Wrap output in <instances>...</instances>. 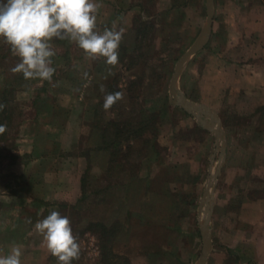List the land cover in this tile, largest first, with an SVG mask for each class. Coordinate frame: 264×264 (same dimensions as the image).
<instances>
[{
  "label": "rangeland",
  "instance_id": "obj_1",
  "mask_svg": "<svg viewBox=\"0 0 264 264\" xmlns=\"http://www.w3.org/2000/svg\"><path fill=\"white\" fill-rule=\"evenodd\" d=\"M94 2L101 5L97 30L123 31L114 67L103 57L88 58L75 42L56 39L51 81L26 80L11 71L20 58L0 38L7 125L0 134V256L11 251L4 230L11 229L14 189L31 196L29 209L20 211L27 224L33 214L53 210L70 219L81 249L72 264H122L107 253L101 262L97 233L85 229L91 222L115 234L128 225L129 264H197L202 195L210 183L207 264H216L221 234L237 225L240 204L264 197V0H212L207 39L176 78L184 98L218 120L222 140L169 94L176 60L206 24L205 0ZM248 63L259 64L256 78L249 79ZM117 91L124 98L104 110V96ZM141 120L150 124L142 137L120 135L103 149L106 121ZM113 128L105 126V140Z\"/></svg>",
  "mask_w": 264,
  "mask_h": 264
},
{
  "label": "clouds",
  "instance_id": "obj_2",
  "mask_svg": "<svg viewBox=\"0 0 264 264\" xmlns=\"http://www.w3.org/2000/svg\"><path fill=\"white\" fill-rule=\"evenodd\" d=\"M100 7L94 0H0V38L20 58L11 71L22 73L26 80L51 81L55 72L52 57L56 55L52 41L56 39L75 42L88 58L103 57L107 65L116 66L123 31L97 30ZM108 75H114L111 68ZM100 91H105L103 85ZM123 98L120 91L107 93L103 109H111ZM3 108L0 104V110ZM6 130L7 125L0 124V134ZM35 229L43 235L48 251L59 264L79 259L80 245L67 216L53 210L35 223ZM21 255V248L14 246L10 254L0 256V264H21Z\"/></svg>",
  "mask_w": 264,
  "mask_h": 264
},
{
  "label": "crops",
  "instance_id": "obj_3",
  "mask_svg": "<svg viewBox=\"0 0 264 264\" xmlns=\"http://www.w3.org/2000/svg\"><path fill=\"white\" fill-rule=\"evenodd\" d=\"M244 65L249 66V71L252 72V76L248 75L249 79L258 74L256 71L259 64L248 63ZM258 81L260 80L258 79ZM258 81L253 82V85ZM77 179L79 180V178ZM30 199L31 196H19L17 192L11 193V207L13 209L11 229L5 228L4 232L11 235V249L14 246L21 248V264H48L57 258L50 254L44 237L35 229V223L45 218L46 215L33 214V220L29 224L26 223L28 222L27 216L21 215L22 211L26 213L24 210L29 209L28 201ZM21 207H23L22 211ZM241 225H243L242 228ZM128 233V225H123L112 238L109 247L114 254L126 258L129 264L134 262L130 254L128 256L129 246L125 241ZM35 234L40 235V238H37ZM212 247L213 244L210 242L209 251ZM244 249L247 250L248 254L244 253ZM215 255L217 256L216 264H264V197L246 199L240 204L237 213V225L224 229L223 235L221 234L220 237L218 252H215ZM208 257L209 254L206 255L204 264L208 263ZM50 258L52 259L50 260Z\"/></svg>",
  "mask_w": 264,
  "mask_h": 264
},
{
  "label": "water",
  "instance_id": "obj_4",
  "mask_svg": "<svg viewBox=\"0 0 264 264\" xmlns=\"http://www.w3.org/2000/svg\"><path fill=\"white\" fill-rule=\"evenodd\" d=\"M205 11H206V24L203 30L200 32L196 40L181 54V56L176 60L173 72L169 81V94L172 98V102L180 106L183 110L194 116L199 122V124L214 132L216 138L218 140H222V132L218 126V120L213 116L209 110L202 105H193L189 103L184 96L177 90L176 88V78L179 74L181 66L184 64L185 60L193 55L197 50H199L203 44L205 43L207 36L209 34L211 28V16H212V0H205ZM200 114H205L210 119L209 123L205 120L201 119ZM212 124H215L216 127L213 128ZM217 169L215 170L214 175L216 174ZM213 185L207 183L202 195V205L203 208H200L202 218L199 223V234L201 238V250L199 254V258L197 264H204L206 255L210 248V240H209V218L210 211L212 207V187Z\"/></svg>",
  "mask_w": 264,
  "mask_h": 264
},
{
  "label": "trees",
  "instance_id": "obj_5",
  "mask_svg": "<svg viewBox=\"0 0 264 264\" xmlns=\"http://www.w3.org/2000/svg\"><path fill=\"white\" fill-rule=\"evenodd\" d=\"M110 90V88H109ZM109 92V91H108ZM5 108L3 110H0V124L3 123V121L6 119V114H4ZM112 125L113 128V135L110 139L105 140L104 139V132L106 131L105 126L106 125ZM149 122L143 123V121H139L136 124L129 123L128 121H106L103 126H100L101 129V137H102V145L103 149H108L110 144L112 146H115L114 144L118 143L116 142L118 137L120 135H123V137H142L143 133L149 129ZM2 135H0L1 137ZM82 182V179H80V184ZM11 192H17V190L12 189ZM88 231H93V233H97L98 240L100 242V252H101V262L103 263L106 260V255H108L109 258H118L122 259V264H128L127 259L123 258L119 255L114 254L110 247L107 246V242L110 243L112 237L114 236L115 232H113L110 228H105L102 224L91 222L88 224L87 228H85ZM107 253V254H106ZM106 254V255H105ZM73 260L72 262H74ZM108 261V260H107Z\"/></svg>",
  "mask_w": 264,
  "mask_h": 264
}]
</instances>
